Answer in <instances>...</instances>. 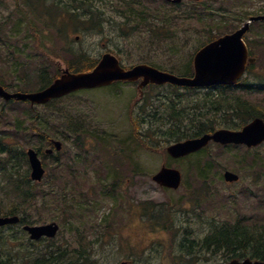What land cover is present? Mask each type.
<instances>
[{
	"label": "rangeland",
	"instance_id": "374dc122",
	"mask_svg": "<svg viewBox=\"0 0 264 264\" xmlns=\"http://www.w3.org/2000/svg\"><path fill=\"white\" fill-rule=\"evenodd\" d=\"M100 5L99 32L86 29L89 23L74 29L67 18L59 17L62 20L59 25H65V30L59 33L26 19L28 7L24 0H0V77L5 65H11L8 61L11 58L18 60L21 68L19 73L0 78L4 83H12L8 90L35 87L39 66L48 67L50 73L56 69L61 72L69 48L84 50L94 57L111 51L125 66L147 62L176 72L186 66L206 40L201 22L184 19L185 15L179 11L173 15L172 3L164 0H109L107 5ZM181 5L182 11L188 9V0ZM194 6L199 12L211 8L216 12L214 23L228 32L241 26L248 16L264 12V0H200ZM165 12L171 32L167 35L166 28L160 25ZM29 20L33 27L26 26ZM96 22L94 17L93 23ZM148 22L157 29L158 37L154 30L150 32ZM16 23L20 33H15ZM76 35L81 37L76 39ZM245 37L252 40L251 53L259 58L254 74H264V25L252 27ZM14 47L22 49L21 57L8 56ZM204 91L184 92L181 101L188 111L201 105ZM233 92H240L264 110V90ZM140 93L137 85L131 83L111 90L98 87L33 107V114L39 117L37 124L62 142L61 150L54 152L62 163L57 167L54 160L42 158L47 173L35 185V191L52 187L57 193L48 192L50 197L44 203L40 196L28 205L26 213L30 223L55 221L59 230L53 238L30 241L19 225L2 228L1 253L16 264L29 263L57 247L70 252L86 249L99 264H118L122 260H129L128 264H190L186 260L188 254L181 251L182 237H203L213 225L230 224L237 219L264 231V142L251 149L210 143L202 159L215 161L204 180L192 169V159L167 157L162 146L168 143L159 141L158 145L152 138L153 149H146L134 142L132 128L142 129L136 118L157 105L162 107L174 91L168 85L146 87L145 97L137 106L144 109L135 112L136 118L133 116L135 127L129 108ZM21 108L27 109L25 104L14 106L0 99V130L14 131L15 118L22 117ZM143 132L149 135L150 131ZM20 135L24 138V133H18L11 142L24 150L34 148V143H26ZM49 147L50 143L43 147L42 153ZM161 164L182 172L183 185L179 189H164L152 181V174ZM23 167L27 168V164L23 163ZM112 168L118 175L110 173ZM225 170L237 173L239 181L225 182L222 177ZM59 172L61 181L56 177ZM66 182L75 189L68 206L60 199L57 203L58 191L62 192ZM244 253L248 257L251 248L248 246ZM190 261L194 264L196 259Z\"/></svg>",
	"mask_w": 264,
	"mask_h": 264
},
{
	"label": "trees",
	"instance_id": "16d2710c",
	"mask_svg": "<svg viewBox=\"0 0 264 264\" xmlns=\"http://www.w3.org/2000/svg\"><path fill=\"white\" fill-rule=\"evenodd\" d=\"M109 0H24V4L28 7V13L25 15L26 19H31L36 21L44 28L56 29L59 33L65 30V25H59L62 20H59V17L67 18L69 23L75 28H78L84 23H89L86 26V29L91 31L99 32L100 28V18L101 11L98 10L101 3L107 5ZM200 1H188V9L182 11L181 4H172V14L176 15L177 11L185 15L184 19H195L197 22L203 24V29L206 34V40L203 44L215 39L219 35L227 33L228 31H221V27H217L214 23V12L209 8L206 11H200L195 9L194 5H197ZM140 13V12H138ZM264 13V12H262ZM30 14V17H29ZM165 12L163 15V20H161L162 27H165L164 30L166 35L171 33L168 32L169 29V20ZM199 14V15H198ZM203 14V15H202ZM198 15V16H197ZM180 16V15H179ZM94 17L97 18V22L93 23ZM157 17V16H156ZM175 16H172L174 20ZM183 18V16H180ZM145 17L140 16V19ZM248 18V17H247ZM28 21V28L32 23ZM42 22V23H40ZM204 22V23H203ZM15 26V33H20V27ZM159 24L155 25L158 26ZM256 25L263 26L264 21L255 22L250 26V29ZM148 27H152V22L147 23ZM218 28V31L215 30ZM226 29V28H225ZM150 32L155 31V35L158 37V31L154 27L149 28ZM174 27L172 28V31ZM14 33V34H15ZM33 36V35H32ZM37 33L35 32V37ZM79 37H81L79 35ZM31 38V37H30ZM247 39V43L252 47L251 39ZM264 44V40L262 41ZM198 46L197 48H199ZM8 49H11V45L7 46ZM15 48V47H14ZM22 49L16 47L15 49L10 50L8 56L14 57L15 54H18L21 57ZM67 58L65 60V68L72 72L85 71L91 69L97 62V57L90 55L86 51H74L69 48L66 51ZM258 57V56H257ZM11 65H5L2 70L1 77L6 75H12L14 73H19L21 68H19L20 62L15 58L8 60ZM259 61V58H258ZM25 63V62H24ZM258 62L247 67L246 76H244L240 81L231 87L220 86L213 87L204 91V95L200 97L201 105L192 111H188L187 108L182 104L181 97L184 92H198L197 89L189 88H179L170 84H167L172 88L174 94L170 97L164 105L161 107L157 105L155 108H151L149 111L141 114L139 118L135 117V112H138L139 107H133L132 111L129 113L132 118V122L136 127V122L133 116L138 121L139 125H142L141 130H136L132 128V133L134 137V142L138 141L141 148L153 149L154 141L156 144H159V141H164L165 143L175 142L182 140L188 137H195L204 132L213 131L217 127H225L230 129H238L247 123L250 119L258 116L264 119V110L258 103L252 102L246 97H244L240 92H233L236 89H240L246 93H255L256 91L264 90V74L256 75L255 66ZM152 64V63H150ZM158 66L156 64H152ZM38 67L36 72V85L35 87H17L16 90H38L46 87L52 82L53 79L59 76L60 71L56 69L54 73H50L48 67ZM160 67V66H158ZM180 75H191L192 66L191 61L186 63L183 69L176 71ZM250 74V78L248 77ZM0 77V78H1ZM20 79H23L19 77ZM23 82H20V84ZM0 84L4 87L13 86L12 83H4L0 79ZM15 84H19L15 82ZM28 84V81L25 82ZM119 84H115L111 89H114ZM152 87L158 88L159 86L151 85ZM228 90H231L228 92ZM145 97V96H144ZM54 101V100H53ZM51 101V102H53ZM49 102V103H51ZM47 103V104H49ZM7 104H21L19 102L9 101ZM27 107V109L21 108L22 117H16V125L14 130L11 133H7L4 130H0V178H4L0 182V215H13L21 214L22 222L29 221L26 217V211L28 210V205L35 202L40 196L42 202L48 201V197L57 193V190L54 188H42L40 191H35L34 184L29 179V171L26 167H23V163H26L25 151L20 146L15 145L14 142H11L18 133H24V138L26 143H34V148L42 153V149L49 142V139L52 138L48 130L39 126L38 120L39 117L33 114V107L28 103H22ZM13 108V107H12ZM16 108V107H15ZM13 108V110H15ZM1 118V115H0ZM146 126V127H145ZM143 130H148L143 132ZM83 129L79 130L82 132ZM19 136V137H20ZM152 136V137H151ZM152 138L153 141H152ZM133 140V139H132ZM148 141V142H147ZM164 146H162L163 149ZM206 148L185 157V159L191 160V167L195 170L198 176L202 177L204 180L209 175V170L214 165L213 159H202L204 151ZM210 157L209 155H207ZM49 157L54 160L57 167H61L62 161L59 160V156L52 154ZM184 159V158H183ZM112 175H118L114 173V169L110 170ZM62 172L57 173L56 177L61 181ZM55 177V182L59 181ZM3 183V184H1ZM36 185V184H35ZM7 186V188H6ZM62 192L58 191V199L63 203L64 206L71 204L74 185H68V182L65 183L62 187ZM50 194H49V193ZM69 202V203H68ZM59 204V203H58ZM242 220L237 219L234 223H221L220 225L213 228V230L206 235L205 237H219V244L226 242L223 237H231L233 239V244L235 245L234 251H238L244 241L245 244L251 246L252 256L264 260V231L257 230L256 225H249L241 222ZM211 244V240H209ZM228 243V242H227ZM0 264H16L11 257L5 256L0 252ZM25 264H99L96 259L90 257L86 249H76L72 252L68 251L66 248H54L45 252L42 255L36 256L29 263Z\"/></svg>",
	"mask_w": 264,
	"mask_h": 264
},
{
	"label": "water",
	"instance_id": "95a60500",
	"mask_svg": "<svg viewBox=\"0 0 264 264\" xmlns=\"http://www.w3.org/2000/svg\"><path fill=\"white\" fill-rule=\"evenodd\" d=\"M170 1L178 3L181 0ZM257 20H264V15L249 17L240 28L224 34L199 48L193 55L192 76L176 75L147 63H139L126 69L121 66L116 55L105 52L91 70L70 72L64 69L60 76L55 78L48 86L30 92H10L0 85V97L6 101L14 99L29 101L32 105L44 104L77 90L106 86L115 81L134 82L139 79H141L139 89L148 83H170L193 88L233 85L242 76L246 66L256 61L255 57L248 55V48L243 40V35L248 30L250 23ZM210 141L221 144H245L247 147L256 146L264 141V120L255 117L239 130L219 128L212 133H205L199 137L171 143L165 150L170 156L178 158L203 148ZM52 143L56 150L61 148L60 141L53 140ZM45 152L51 153L52 149H47ZM26 155L30 165V178L40 181L45 170L37 151L29 148ZM223 177L229 182L238 179V175L229 170L224 171ZM181 179V172L177 168L164 164L152 175V180L156 183L173 189L180 186ZM18 221L19 218L16 215L0 216V226ZM23 228L29 233L31 239H39L42 236L54 237L58 225L51 222L42 225H25ZM120 264H124V262ZM229 264H264V262H252L246 259L242 262L232 260Z\"/></svg>",
	"mask_w": 264,
	"mask_h": 264
},
{
	"label": "flooded vegetation",
	"instance_id": "af4514ba",
	"mask_svg": "<svg viewBox=\"0 0 264 264\" xmlns=\"http://www.w3.org/2000/svg\"><path fill=\"white\" fill-rule=\"evenodd\" d=\"M201 230L204 231L202 226ZM210 231L206 229L205 234H209ZM223 238L227 239L225 240L226 242L219 244V237H182L183 241L180 243V246L182 247V252L188 254L186 260L190 264L191 259H196L194 264H229L232 259L236 258V251H234L235 245L233 244L234 240L230 239L231 237ZM209 240H211V244ZM123 262L127 264L130 261Z\"/></svg>",
	"mask_w": 264,
	"mask_h": 264
},
{
	"label": "bare ground",
	"instance_id": "6f19581e",
	"mask_svg": "<svg viewBox=\"0 0 264 264\" xmlns=\"http://www.w3.org/2000/svg\"><path fill=\"white\" fill-rule=\"evenodd\" d=\"M101 142V141H100ZM118 164V163H117ZM197 181V180H196Z\"/></svg>",
	"mask_w": 264,
	"mask_h": 264
}]
</instances>
